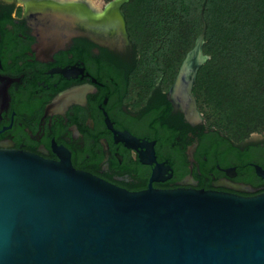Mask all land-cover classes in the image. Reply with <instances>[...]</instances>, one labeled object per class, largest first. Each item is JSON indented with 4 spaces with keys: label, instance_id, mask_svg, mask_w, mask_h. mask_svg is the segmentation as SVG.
<instances>
[{
    "label": "flooded vegetation",
    "instance_id": "obj_1",
    "mask_svg": "<svg viewBox=\"0 0 264 264\" xmlns=\"http://www.w3.org/2000/svg\"><path fill=\"white\" fill-rule=\"evenodd\" d=\"M68 1L0 0V150L69 158L128 192L148 189L155 175L159 190L264 193V133L235 140L207 123L196 98L201 121L187 122L168 98L171 86L136 83L125 19L126 41L68 26L59 22ZM96 3L88 6L104 11L107 2ZM147 151L154 160L142 158Z\"/></svg>",
    "mask_w": 264,
    "mask_h": 264
},
{
    "label": "water",
    "instance_id": "obj_2",
    "mask_svg": "<svg viewBox=\"0 0 264 264\" xmlns=\"http://www.w3.org/2000/svg\"><path fill=\"white\" fill-rule=\"evenodd\" d=\"M128 1L111 0L103 11L92 10L91 0H70L59 22L126 41L121 7ZM201 24L168 94L189 123L201 121L192 88L208 59L203 13ZM156 181L153 175L148 189L128 192L69 158L0 150V264H264V193L159 190L151 187Z\"/></svg>",
    "mask_w": 264,
    "mask_h": 264
},
{
    "label": "trees",
    "instance_id": "obj_3",
    "mask_svg": "<svg viewBox=\"0 0 264 264\" xmlns=\"http://www.w3.org/2000/svg\"><path fill=\"white\" fill-rule=\"evenodd\" d=\"M109 2L111 0H105ZM121 11L138 52L137 84L173 83L206 22L192 88L209 125L235 140L264 132V0H129Z\"/></svg>",
    "mask_w": 264,
    "mask_h": 264
},
{
    "label": "bare ground",
    "instance_id": "obj_4",
    "mask_svg": "<svg viewBox=\"0 0 264 264\" xmlns=\"http://www.w3.org/2000/svg\"><path fill=\"white\" fill-rule=\"evenodd\" d=\"M126 141H127V143L130 145V146H132V147H138V146H143V147H145L146 146V144H144V143H138L137 141H135L134 139H132V138H128V137H126ZM148 149V148H147ZM142 158L144 159V160H150L151 159V155L149 154V152L147 151V152H143L142 153ZM62 160H66V158H63L62 157ZM157 172L159 171L158 169L156 170ZM156 172V173H157ZM262 174H264V172L262 173Z\"/></svg>",
    "mask_w": 264,
    "mask_h": 264
},
{
    "label": "rangeland",
    "instance_id": "obj_5",
    "mask_svg": "<svg viewBox=\"0 0 264 264\" xmlns=\"http://www.w3.org/2000/svg\"><path fill=\"white\" fill-rule=\"evenodd\" d=\"M91 1H93V2H95V3L98 2V4H99V3H101L102 0H91ZM96 4H97V3H96ZM203 116L205 117V113H203ZM207 123H210V122L207 121ZM262 133H264V132H260V133H252V134H250L249 136H252L253 139L256 140V139L258 138V135H260V134H262ZM249 136H248V137H249ZM248 137H247V138H248Z\"/></svg>",
    "mask_w": 264,
    "mask_h": 264
}]
</instances>
